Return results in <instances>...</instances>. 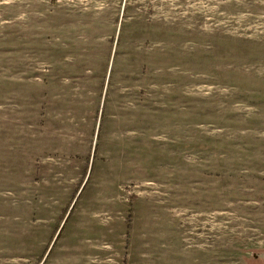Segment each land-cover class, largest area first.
Listing matches in <instances>:
<instances>
[{
	"label": "rangeland",
	"instance_id": "1",
	"mask_svg": "<svg viewBox=\"0 0 264 264\" xmlns=\"http://www.w3.org/2000/svg\"><path fill=\"white\" fill-rule=\"evenodd\" d=\"M0 264H264V0H0Z\"/></svg>",
	"mask_w": 264,
	"mask_h": 264
}]
</instances>
